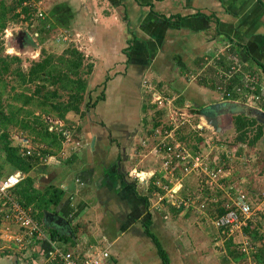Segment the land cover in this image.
<instances>
[{
    "label": "rangeland",
    "instance_id": "374dc122",
    "mask_svg": "<svg viewBox=\"0 0 264 264\" xmlns=\"http://www.w3.org/2000/svg\"><path fill=\"white\" fill-rule=\"evenodd\" d=\"M11 2L12 0H8L6 6H12L11 8L14 7L15 9L11 10L9 8L6 13V29L9 31L7 37L5 36V30L1 35V47L3 49V54L0 53L1 58H4L6 54L19 56L22 61V68L27 70L28 66L32 64L33 61L40 60L46 56L54 58L57 56V54L60 55L65 47L73 45L78 50L83 52L86 63L93 64V72L87 76L88 87L89 89L91 88L90 90H92L90 93L91 97L88 95L86 96L89 97L87 98V101L90 103L89 110L86 111L87 108H85L84 101V105L82 104L83 106H81L82 110L86 112L84 115L81 112L78 114L74 112H69L66 114L68 121L77 126V129L74 132L76 137L65 140V148L63 149L64 153L60 154V150L56 151L54 153V158H51L49 163L57 161L56 163L59 164V159L62 160V158L63 160H67L69 157L64 156L66 154L70 155L72 152L69 153V151L66 149L67 147L73 146V148L77 149L76 152L79 154L78 157L80 158L79 161L81 163L85 161V165H91L92 163V166L96 167L94 174L92 172L85 174L86 177L83 179V181L85 180L84 184L86 185V188L89 187L92 193H94V191L97 192L99 189H101V187L108 186V179L111 175L113 178V167L116 171L125 172L126 174H124V178L129 181H133L134 178L137 179V176L135 175L136 170H147L144 175H142L141 172H137L140 178H144L143 182H138V186L140 188H144L147 193L148 191L146 186L149 185V175L151 173H157L161 171L162 173H160V175L157 174V177L154 180L155 184L158 182L160 184V188L163 190V192L159 193V195L165 193L164 195L168 197L167 201L170 203L175 202L176 204H180L179 198L181 195L179 194V190L183 187L186 189V192L189 191L190 193H193L192 191H194V193L199 197H201L202 193L205 192L206 189H210L209 191L211 192H217L218 190H221V198L223 200H228L229 187H234L236 190H242L248 193L250 191H247L242 186V183L250 182L253 190L252 192H255L253 194L254 196L252 197L253 203L255 204L256 208H258V211H260L259 207H262L264 204L262 197L264 196L263 136L257 141L255 146H251L248 143H243L245 145L244 151L239 157H236V155H234L236 153V147H239L243 144L239 143V145L236 140L237 132L235 131L233 116L231 114L221 115L218 123L220 130L214 129L213 131L208 130L200 123L198 118L200 112L196 111L197 115L194 114L193 116L189 114V109L195 108L197 106L196 103L202 105L204 101L221 100L224 98L225 95L223 94V91L221 92L219 90H215L217 93H211V91L208 89L203 88L204 92L199 93L197 91H202V89L198 87L196 88L197 91L195 89H187V91H190L187 94L184 93L183 97L177 94L176 96L172 93V91H170L171 89L169 85L171 84L169 81H167V74H163L161 76L157 74L154 76L151 74L145 78V82L143 83L142 81H139L141 75L136 74L137 76L132 78H129L128 76L124 77L123 81L121 82V65L126 63L125 65L127 67L128 62L130 61L127 60V62L125 60V58H127L129 55V52L128 55H126L128 48L121 49L115 44H112V49L108 52L103 51V48L102 50L98 48L97 42L99 41V30H105L103 35H106V33L109 31L108 29H116L114 26L116 23L120 24L121 26H123V23L127 24L126 22L128 15H124V13H126V8L129 7V3L128 5L120 4L118 8L110 6L111 13L107 8H104L101 12L99 10H94L91 13V8H89L90 10L88 14H90L91 17L87 19L88 23H86V26L83 27L81 25L82 21L83 23L87 22L83 20L85 18L81 19L82 21H80L77 19V17L74 18L73 16V14L77 13L81 9L78 1L25 0L26 3L31 4L34 7V9H32V14L28 19L24 14L13 17V14H19L18 12H20L21 7L19 5H13ZM87 4L89 7L92 6L93 9L104 7L103 3L99 2V0H91ZM122 10H124V12ZM142 10L144 9L136 7L133 9V11H136L138 15L140 12H142ZM105 24H110L112 27L105 26ZM81 26L85 29L84 31L81 30ZM43 27H45V30ZM19 30L26 31L30 38V40L25 42L23 45H19L21 41L13 39ZM113 42H115V40H113ZM91 43L94 45L92 48L90 47ZM116 54H121L122 58H116ZM126 71L123 72V75L124 73L126 74ZM13 75V73L8 72L3 76H0V106H5V114H7L9 110V105L14 106L13 108L20 107V105L23 104V94H29L26 88L30 87L32 89L35 85H22L23 82L19 81L17 77ZM108 76H110V78H108ZM163 78H166V80H163ZM240 78L242 77L240 76ZM178 83L181 82H177V84ZM103 84L107 86V88L104 87ZM45 85L49 89L55 88L53 85ZM103 89L107 96H105L104 99L97 100V95L100 94ZM58 92L63 93V90L60 89ZM203 96L206 98H203ZM207 97H209V99H207ZM188 98L192 101L190 102ZM249 102L253 103V101ZM239 103L244 102L241 101ZM247 103L248 102H245L244 104L252 108V105ZM253 105L255 104L253 103ZM26 109L30 110L31 113L24 114V112H20L18 114L19 118L22 116L23 120H29L35 116L33 112L39 114V112H42L43 109L50 108L40 107L33 103L28 105ZM156 121L157 130H159L163 125H169L171 122V125L174 128L176 123L179 124V128L176 129V136L174 132L173 135L175 138H178L182 135L187 136V138L178 141L181 148L185 149L186 151H191L193 146H197L198 149L196 152H199L204 157H209V160H214L215 155H217L220 150V147H224L228 150L230 154L228 167L226 170H224V173H220V176L222 177L219 178L220 180L218 179L217 184H209L206 182V178L203 176V174L192 172L185 173L182 170H179L178 166H176L175 170H172L171 173L165 170L164 166L165 163L167 164V161L162 160L163 156L159 154L155 155L151 149L153 146V137H150V141L148 144H146V147H144L142 144L147 130H151V128L154 127V123ZM7 127H9L8 131H11V137L15 144L23 142L24 144L29 143V146L36 145V143L32 141L34 139V134L30 129H23L21 126H15L12 123H10ZM254 133L255 131H250L246 140L252 138ZM93 136H95L97 139L100 149L90 151V147H88V145L89 140L91 141ZM198 138H201L200 141H197ZM101 140H104V143L100 142ZM71 141H73L72 144ZM103 150H105L107 154L112 152V160L117 159L116 156L118 152L120 156L119 160L122 162L120 164L119 160H116L114 162L115 165L112 163V167L109 166L108 169L102 173V175L105 174L104 177L101 175V172L104 169V166L107 167L110 165V159L106 160V157L109 158L110 156L106 155L105 151ZM55 154H57L59 157H55ZM86 154L89 155L86 156ZM95 158H97L96 162ZM81 163L79 164L81 165ZM75 164L77 165V163ZM85 168L87 167L85 166ZM78 172L81 173L78 176L84 175L83 167L82 169H79ZM180 184H182V187H180ZM164 185L168 186V190ZM109 188H106L107 191L105 188L99 190V193L96 195L97 200L99 195L103 198L110 196L112 198L109 199L111 200V208L101 206L97 203L99 206L97 208L98 211L104 215V217L98 220L100 224L99 227H101V231L106 230V233H104L105 236L107 234L110 235V237H107L106 240H101L98 247L99 249H103L105 246L109 245L108 250L110 252L116 251L118 246L120 248L129 249L132 245L126 247V244L123 245V243L126 242L131 232L119 231L115 235L117 240H113V232H116L118 227L116 225V231H114V226L112 224L114 216L115 219H127V223L132 222L133 217H135L131 215L132 208H130V206L132 205L128 206L129 204L127 205L125 203L126 201L119 202L117 205H113L115 196L114 193H111L113 191ZM195 191L199 193H196ZM204 197H206V194ZM153 198H151V204L148 209L142 207V203H138L139 208H136L138 211L136 212L135 221H140L139 218L143 219L141 216H146L145 213L150 211L149 209L153 211L151 213H154L152 216H154L155 222H152V226L155 225V223L156 225H160L161 219L163 220L162 223L164 226H166L167 222L169 221H175L174 227H167L168 229L163 227V229H166V236L167 234L175 233L174 239L168 238L167 241L163 240L164 243H162V245L165 249L166 247L164 244L167 242L166 246L168 250L176 253L175 251L179 249V246L175 251L174 247H177V245L180 244L181 246L183 245L182 252H185V254L192 255V252L193 254L196 253L200 257L202 255L201 253H203L204 256L202 255V257H200L202 264H220L222 255L226 254L225 240L228 237L226 235L224 236L222 232L216 234L215 230H213L211 225V221L214 219L211 218L213 212L212 210L207 209L206 206L201 207L200 210L193 208L189 210L190 212L187 214V216L182 215L179 217V219L178 217L175 219L171 217H169V219H164L162 215H159L160 211L167 210L170 212L172 211V207L169 205H167L168 208L166 205L160 207V205L158 206L159 203L154 200L155 198ZM205 199L207 200V198ZM208 204L209 202L207 203V206ZM198 206L199 204L196 207ZM162 208H164V210H161ZM91 209L94 210L96 208ZM89 213V217L94 215V212L91 210H89ZM105 215L108 217L106 218ZM108 219H110L109 223ZM0 224V236L1 238L3 237L5 239L4 227L7 225V223L1 215ZM170 224L171 223H169L167 226H171ZM86 230L87 232L90 230L89 225L86 226ZM10 232L17 233V231H14L13 229H11ZM133 232L135 233L136 231ZM241 233H243L242 228H239L230 235H232L235 240L239 242V236ZM154 234L161 238V234H159V232H154ZM44 235L45 232L42 231L41 236ZM135 236L136 237H134V239H138V235ZM144 241V247H146V251L149 254L151 252L152 254H156L153 249V243L147 239ZM10 242L11 241H9V243ZM7 243L8 241L0 239V251L3 250V247L8 245L17 247L15 243ZM27 244V242H24L23 247L27 248L29 246V244L28 246ZM30 245L34 246L33 243H30ZM32 250L33 248H31L29 252H26L29 254L27 258H29L31 255L30 252H32ZM93 250L98 252V249ZM133 252L136 253V251ZM153 258H155V260H157L160 264L158 256L157 258L153 256ZM186 259L190 260L189 256L186 255ZM192 259H194L193 255ZM199 261V259H195L194 263L198 264ZM43 262L45 264H50L48 260H44ZM147 262L150 263V261L142 260L136 262L135 264H148Z\"/></svg>",
    "mask_w": 264,
    "mask_h": 264
},
{
    "label": "crops",
    "instance_id": "0c3cea01",
    "mask_svg": "<svg viewBox=\"0 0 264 264\" xmlns=\"http://www.w3.org/2000/svg\"><path fill=\"white\" fill-rule=\"evenodd\" d=\"M72 1H78L81 6V9L73 14L74 18L77 17L80 21H82L81 19L83 18H85L83 20L87 21V19L91 17V15L88 14L89 8H91V13L94 10H99L101 12L104 8H107L111 13L110 6L118 8L120 4L128 5L129 3V7L126 8V13H124V15H128L127 24L123 23L124 27L116 23L114 25L116 29H108L109 31L106 35H103L105 31L103 29L98 32L99 41L97 44L98 48L101 50L103 48L105 52L110 51L112 49V44H115L121 49L128 48L126 55H128V52L129 55L125 60L130 61H127V67L125 65L126 63L121 65V82L124 77L128 76L132 78L137 76L136 74L141 75L139 81H142V83L145 82V78L151 74L154 76L155 74L160 76L167 74V81L172 85H169L170 91H172L174 95L187 94L190 91H187V89L196 90L198 87L202 89V91L196 90L199 93L204 92L203 88L208 89L211 93H217L212 88L211 84H213L214 81L217 82V80H224L226 82V80L233 79L234 76L225 78L224 74L235 66L238 68V74L242 78L241 83L235 84L231 89L227 90L233 93V98L229 100L240 102V97H248L249 94H246L247 91H245L246 93H241L238 89L244 82L243 77L254 75L256 77V82L254 83L255 86L253 84V88L255 91L261 93L259 95L263 97L260 103L258 105H252V108L264 111V0H99V2L103 3L104 7L98 9H93L92 6L89 7L87 3L91 0ZM135 7L144 10L138 15L136 11H133ZM122 11L124 12V10ZM86 23H88V21L85 23L82 21L81 25L84 27ZM82 26L81 30L84 31L85 29L82 28ZM105 26L112 27L110 24H105ZM113 40H115V42H113ZM93 46L94 45L91 43L90 47L92 48ZM223 56L224 61H222L223 59L220 60ZM115 57L122 58L121 54H116ZM224 67H228V69H224ZM125 71L126 74L124 73L123 75ZM108 78H110V76H108ZM163 80H166V78H163ZM177 82L181 83L177 84ZM105 87L107 88V86ZM221 87L217 90L222 91ZM105 96H107L106 93ZM203 98L206 97L203 96ZM207 99H209V97H207ZM188 100L190 99L188 98ZM221 100L204 101L202 105L196 103V109L199 110L206 105ZM191 101L192 100H190V102ZM100 142L104 143V140ZM88 147H90V151L100 149L95 136H93L91 141L89 140ZM71 148L66 149L69 153L72 152L70 155H65V157H69L67 160H63V158L62 160L59 159L61 161L59 164L61 165L56 163L57 161H53L52 166H48L46 169L43 164L39 163L32 166L28 171L14 169L10 163L6 161L2 152H0V175L4 176L15 170L21 171L25 178L31 177L37 190H43L45 187L48 188V186H56L65 190V194L59 205L53 207L52 210L49 211L50 213L44 211L45 216H42L43 219H41V222L38 221L45 235L32 238V241L28 242L30 247L27 244V248L23 247L20 249L12 245L3 247V250L0 251V264H32V261H47L50 259L49 252L53 248V245H58L64 250L72 251L80 256L93 254V252H95L93 249H98V252L100 250H107L109 256L104 264H135L142 260L150 261V263L147 262L148 264H159L158 261L153 258V256L156 258L158 256L154 243L149 237L143 234L142 225L137 224L139 220L135 221L136 212L138 211L136 208H139V204L142 202L138 201L133 195L127 196L129 200H131V203L134 202L131 215L135 217H133L132 222L127 223V219L119 218L118 221L113 220L112 224L114 226V231H116V225L118 227V230L113 232V240H117L115 235L119 231L131 232L126 242L123 243V245L126 244V247L132 245L129 248L130 250L118 246L116 251L110 252L108 250L109 245L105 246L103 249H99L98 246L101 240H106L110 235L107 234L105 236L104 233H106V230L101 231V227H99L100 224L98 220L104 217V215L97 209L99 207L98 204L101 205L102 200L99 197L97 200L96 195L99 193V190L103 188L106 189L111 187L109 189L114 190V192L120 191V179H117V175L122 174L124 177L126 173L116 171L113 167L112 173L115 172L114 175L116 177L113 175L112 178L111 175L107 181V187H101L97 192L94 191V193H92L89 187L86 188L84 184L85 180L83 181V179L86 177L85 174L90 172L94 174L96 167L92 166V163L91 165H85V161L81 163L78 157L79 154L76 152L77 149ZM111 153L107 154L105 151V154L110 157ZM87 155L89 154H86V156ZM118 155L119 153L117 152L116 157H118ZM110 157H106V160L110 159V165L107 167L104 166L101 175L109 166L112 167V163L115 165L114 162L120 159L119 157V159L112 160V157ZM96 160L97 158H95V162ZM75 163H77V165ZM79 163H81V165ZM119 163L121 164L122 162L119 160ZM85 166L88 169L85 168ZM82 167L84 175L78 176L81 174L78 171L82 169ZM146 171L147 170L143 169L140 171L136 170V172L142 173H146ZM102 176L104 177L105 174ZM153 176L154 174L151 173L148 181ZM180 187H182V184ZM179 191H181V188ZM188 192L189 191H187L186 194ZM164 194L159 195L158 193L153 195L155 199L152 198L159 203L158 206L160 205V207H163L166 205L168 208L167 205H175L178 207V204L175 202L170 203L167 201L168 197ZM158 196L162 198L159 200ZM119 198L122 199H120V201H126L125 203L127 205L130 203L122 197ZM179 201L181 203L179 206L182 205L183 207L176 215L172 211L169 212L167 210L160 211L159 215H162L164 219H169V217L174 219L178 217L179 219L182 215L187 216L190 209L196 208L200 210L199 207H196L198 205L196 203V198L192 197L190 192L189 196H180ZM128 206H130V204ZM30 207L32 208V206ZM91 208L96 209L92 210ZM259 209L264 212V204L262 207H259ZM89 210L94 212L92 217H89ZM161 210H164V208ZM4 212V207H0V215H3V219L6 222ZM149 212L151 213L152 211ZM149 212L145 213L146 216L141 217L145 221L151 218V220L155 222L154 216H148ZM151 214L154 215V213ZM48 215L52 217H63L66 224L58 226L48 220ZM105 217L107 218L108 216L105 215ZM139 219L141 221V218ZM109 221L110 219H108V223ZM162 221L161 219L162 226L161 224L156 225V223L152 226L151 223V230L152 232H159L161 238L158 236L156 237L164 243L163 240L167 241L168 238L174 239L175 233L167 234V236H169L167 237L166 229L174 227L175 221L167 222L166 226L163 225ZM169 223H171V226H167ZM87 225L90 227L88 232L86 230ZM10 227L14 231H19V228L15 225L10 224ZM163 227L166 229H163ZM213 230L218 234L216 226L213 227ZM52 231L55 234V239L50 237L49 232ZM133 231L136 232L134 233ZM135 235H138V239H134V237H136ZM0 239L4 240L1 236ZM143 239H147L153 243V249L157 255L152 254V252L149 254L146 251V247H144L145 241ZM30 243H33L34 246H31ZM9 244L12 243L10 242ZM164 245L169 255L170 264H195V259H199L200 261L198 264H202L200 257H202V255L204 256V254L201 253V251L200 253L202 255L200 257L196 253L193 254L191 252L194 256V259H192V255L182 252L183 245L181 246L179 244L177 247H174L175 251L179 246V249L175 251L176 253L168 250L166 246L167 242ZM31 248H33V250L30 252L31 255L29 258H27L29 254L26 252H29ZM132 250L136 251V253ZM186 255L189 256L191 261L186 259ZM54 261L58 263L57 260ZM56 263L52 262L51 264Z\"/></svg>",
    "mask_w": 264,
    "mask_h": 264
},
{
    "label": "trees",
    "instance_id": "16d2710c",
    "mask_svg": "<svg viewBox=\"0 0 264 264\" xmlns=\"http://www.w3.org/2000/svg\"><path fill=\"white\" fill-rule=\"evenodd\" d=\"M7 1L8 0H0V53L1 54H3V49L1 47L2 44L1 35L3 31L6 29V25H7L6 13L9 8L11 10L15 9L14 7L11 8L12 6L10 7L6 6ZM157 1H162V0H157ZM12 3L13 5H19L21 7L20 12H18L19 14H13V17L24 14L25 17L28 19L32 14L33 11L32 9H34V7L31 4L26 3L25 0H16V1L12 0L11 4ZM43 29L45 30V27H43ZM221 59H223L222 61H224V56L220 58V60ZM225 68L228 69V67H224V69ZM8 72L13 73L19 81L23 82L22 85L29 86L30 84H35L32 89L30 87L26 88L29 94H23L24 96L23 104L20 105V107L13 108L14 106L9 105L10 106L9 110L7 114H5V110H4L5 106L4 105L3 107L0 106V145H1L0 152H2L6 161H8L14 169L28 171L32 166L39 164L40 154L54 155L56 151H59L63 147L64 139H66L63 132L49 130L48 125L50 122L48 121V117L62 119L66 124L65 128L70 130V132L73 135L72 136L73 138L76 137L74 135V132L77 129V126L68 121L66 114L69 112H74L76 114L81 112L84 115L86 112H84L81 107L84 105L83 104L84 101H85V108H87L86 111L89 110L90 103L89 101H87L88 100L87 98L91 97L90 93L92 90H90L91 88L89 89L88 87L87 76L93 72V64L86 63L83 52L78 50L75 46L69 45L63 49L60 55L57 54V56H55L54 58L46 56L40 60L33 61V63L28 66L27 70H24L22 68V61L19 56L6 54L4 58L0 57V76H3ZM238 73L239 72L235 73L233 79L226 80L227 83L224 80L223 81L217 80V82L214 81L213 84H211L212 88L214 90H217L219 87L222 86L223 92L231 89L233 85L241 83V78ZM45 84H47L48 86L53 85L55 86V88L49 89L46 87ZM60 89L63 90V93L58 92V90ZM253 93L258 95V99L252 101L255 103V105H258L262 100L263 96L259 95L261 93H259L258 91H253ZM87 95L89 97H86ZM104 98H105V92L103 89L101 93L97 95L96 99L99 100ZM241 101L246 102L245 99H241ZM33 103L40 107H44V108L49 107L50 109H43V111L39 112V114L33 112L35 116L29 120H23L22 116L21 118H19L18 114L20 112L21 113L24 112V114L31 113L30 110L26 109V107H28V105H31ZM196 111L199 112V110H197L196 107L191 108L189 109V114L193 116L196 113ZM232 116H233V124L235 127V131L237 132L236 140L238 144L248 143L251 146L252 145L255 146L257 141L262 136H264L263 124H260L255 118L248 117L243 114H236ZM10 123L14 124L15 126L19 125L23 129L24 128L30 129L34 134L33 136L34 139L32 141L36 144L37 143L43 144L44 147L38 148L36 146L35 147L32 146L35 152L32 154L23 155L21 151L23 144L21 142L15 144L11 137V131L10 132L8 131L9 127L7 126ZM156 127H157V121L154 123V127H152L151 130L150 129L147 130V133L144 136L142 143L144 147H146V144L149 143L150 137H153L154 139L152 145L155 146L157 144L159 139L156 137L155 134ZM160 128L171 129L172 125L170 123L169 125H163ZM250 131H255V133L252 136V138L246 140L248 138V133ZM176 133L177 130L174 131L175 136ZM178 138H177L178 140H183L187 138V136L182 135L179 136ZM200 139L201 138H198L197 141H200ZM244 146L245 145L243 144L240 145L239 147L238 146L236 147V153L234 154L236 155V157H239L243 153ZM197 149H198L197 146H193V149L191 150L192 153H196ZM219 149L220 150L218 154L215 155V158L214 160L212 159V162L215 163L216 166L220 167L222 170H226V168L228 167V160H229V156L227 152L228 150L225 149L224 147H220ZM160 150L164 151V148H161ZM37 151L40 152L39 155L36 153ZM119 157L120 156L118 155L117 158L119 159ZM42 164L44 165V167H46V169L48 166H52V163L50 164L42 163ZM114 173L115 172H113V175ZM160 173L162 172L160 171L155 173L154 176L151 179H149V185L146 186L148 193L144 188H140L138 186V180L136 178H134L133 181H129L125 179L122 174H118L117 179L118 178L120 179L119 185L121 186V190L117 192H114V190H112L113 192L111 193H114L115 196L113 205L119 204L118 202H123L120 201L121 198H119L122 197L123 199H126L127 202H130L129 204L133 206L134 202L131 203V200H129V198L127 197L129 195H133L135 198H137L138 201L143 203L142 205L143 207L148 209L151 204L150 198H152L153 195L163 192V190L159 186H157L154 182L155 178L157 177V174L160 175ZM242 186L247 191H250L248 193L246 191L243 192H245L248 198H250V200L253 201L252 197L254 196L253 194L255 192H252L253 190L250 182L247 183L244 182L242 183ZM209 190L210 189H206L207 192L206 191L203 192L204 194L202 193L201 197L197 196L194 193V191H192L193 193H191V196L196 198L197 204H201L202 202L205 204L207 209L213 211L211 218H219L225 213H227L230 210L226 206L228 203H230L229 196H234L239 191L236 190L234 187H229L228 200L227 199L223 200L221 198V192H220L221 190H218L217 192L216 191L211 192ZM195 192L199 193L197 191ZM12 193L22 203L23 206L25 207L32 206V208L30 207V209L33 217L36 219V221L41 222L42 216L43 217L45 216L44 211L50 213L49 211L52 210L53 207L58 206L61 200L63 199L65 190L58 188L56 186L55 187L48 186V188L45 187V189L43 190H37L33 184V180L31 179V177H26V178L24 177L13 188ZM179 194H181V196L183 197L189 196V192L186 194V189H184V187L181 188ZM205 194L206 197H204ZM262 197L264 201V196ZM99 198H101L102 200L101 206L111 208L110 205L111 200H109L112 199L111 196L103 198L99 195ZM205 198H207V200ZM189 199L192 200L191 198ZM208 202L209 204L207 206ZM251 205L254 213L250 218L247 219L246 225L242 226V231L245 234V236L243 233H241L239 236L240 237L239 242L235 240V238L232 235H230L234 231L230 233L229 227L226 228L216 227L220 231L219 232L217 230L218 233L222 232L224 236L226 235L228 237L225 240L226 254H223V257L220 260V264H232V263L264 264V212H262L260 209H259L260 211H258V208H256L253 202L251 203ZM171 207H172L171 208L172 212L176 215L183 206L180 205L176 207L175 205L174 206L171 205ZM149 210L152 211L151 209ZM148 216H152V214L149 212ZM113 219L118 221V219H115V216L113 217ZM152 222L153 221L151 220V218H148L147 221L141 219V221H138V225H142L143 228L142 227L141 228L143 229V234L149 237L151 241L154 243L156 247V253L159 256V259L161 260V264H170L169 255L162 245L163 242L160 241L156 237L154 232H152L151 230ZM211 225L212 227L215 226L212 221H211ZM49 233H50V237L52 239H55L54 232L52 231Z\"/></svg>",
    "mask_w": 264,
    "mask_h": 264
},
{
    "label": "built area",
    "instance_id": "2783aa9c",
    "mask_svg": "<svg viewBox=\"0 0 264 264\" xmlns=\"http://www.w3.org/2000/svg\"><path fill=\"white\" fill-rule=\"evenodd\" d=\"M8 31H9L8 29H5L6 37L8 36ZM237 69H238L237 67L233 66L231 70H229L224 74L225 78H231L232 76H234L235 73L238 71ZM255 78L256 77L254 75L253 76L248 75V77H244V82L242 83V86H240V88L238 89V91H240L241 93H246L245 91H247L246 94H249V96L245 98L244 97H240V98L241 99L247 98L246 102H248L247 104L250 105H253L254 102L251 103L249 101L258 99V95L253 93V91H255L253 88L255 86L254 83L256 82ZM223 94L225 95L224 99L227 100L232 98L233 95L231 91H225L223 92ZM48 121L50 122L48 125L49 130L63 132V134L66 137V139H64V142L67 139H73L72 133L70 132L69 129L65 128L66 124L62 119L48 117ZM178 127L179 124L176 123L175 128L172 126L171 129L160 128L159 130L157 129L155 130L156 137L159 140L157 144L152 147V150L155 153V155L159 154L163 156L162 160L167 161V164L165 163L164 166L165 170L171 173V171L172 170L174 171L176 166H178L179 170H182L185 173L192 172V173L203 174V176L206 178V182H208L209 184H213V183L217 184L218 179L222 177L220 176V173L221 172L224 173V170H222L220 167H217L216 164L212 162V160H209V157H204L199 152L192 153L189 150L186 151L185 149L181 148L180 144L178 143L179 140H177L173 135V132ZM64 142H63V147L60 149V154L64 153L63 152V149L65 148ZM72 142L73 141H71V144ZM21 143L23 144L21 148L23 155L32 154L35 152L32 146H29V143L28 144H24L23 142ZM35 146L38 148L44 147L43 144H38V143L34 145V147ZM67 148H71V147H67ZM161 148H164V151L160 150ZM36 153L38 155L40 154L39 151H37ZM57 156L58 155L55 154V157ZM53 157L54 155L52 156V155L40 154L39 163L41 164L49 163L50 159ZM141 174L144 175L145 173L141 172ZM152 174H155V172ZM135 175L137 176L138 182H143L144 178H140L137 172L135 173ZM23 178H24V174L21 171H14L4 176L0 175V207H4L5 210L4 218L6 219V223H7V225L4 227L5 239L3 237L2 238L5 241L8 242L11 241L12 243H15L17 247L20 249L23 248L24 242L28 243L32 241V238L42 235V229L40 227V224L33 217L31 209L29 207L23 206L22 203L12 193L13 188ZM156 184L160 187V184L158 182H156ZM165 187L168 190V186L166 185ZM158 197L159 200L162 198L160 196ZM229 198H230L229 200L230 203H228L226 206L230 210L221 217L214 218L212 222L217 228L229 227L230 233H232L236 229L242 228V226L246 225L247 219L253 215L254 211L251 205L253 201H251L250 198H248L245 192L239 190L234 196H229ZM177 206H179V204ZM198 207L201 209V207H205V204L201 202V204H199ZM10 224L17 226V228H19V231L17 233L10 232L11 230ZM108 256L109 254L108 251L106 250L93 252V254L90 255L85 254L83 256H80L79 254L74 253L72 251L64 250L60 246L53 245V248L49 252L50 259H48V261L50 262V264L52 262L56 263L54 260H57L59 264H104ZM32 264H45V263L39 261L38 262L32 261Z\"/></svg>",
    "mask_w": 264,
    "mask_h": 264
},
{
    "label": "water",
    "instance_id": "95a60500",
    "mask_svg": "<svg viewBox=\"0 0 264 264\" xmlns=\"http://www.w3.org/2000/svg\"><path fill=\"white\" fill-rule=\"evenodd\" d=\"M13 39L21 41L19 45H23L25 42H28L30 40L27 32L24 30H19V32L15 37H13ZM199 112L200 114L198 118L200 123L210 131H213L214 129L220 130V127L217 125L219 123L220 116L224 114H243L248 117L255 118L260 124H263L264 126V111L258 110L256 108H251L244 103L234 102L230 100H221L202 107ZM209 113H211L212 115H209ZM48 218V220L58 226L66 224L63 217H52L51 215H48Z\"/></svg>",
    "mask_w": 264,
    "mask_h": 264
},
{
    "label": "flooded vegetation",
    "instance_id": "af4514ba",
    "mask_svg": "<svg viewBox=\"0 0 264 264\" xmlns=\"http://www.w3.org/2000/svg\"><path fill=\"white\" fill-rule=\"evenodd\" d=\"M201 109V108H200ZM200 109H199V111H200ZM209 115H212L211 113H209ZM220 125V124H219ZM218 126V125H217ZM263 139H264V136H263ZM264 143V142H263Z\"/></svg>",
    "mask_w": 264,
    "mask_h": 264
}]
</instances>
